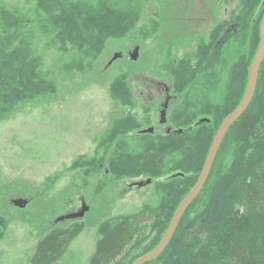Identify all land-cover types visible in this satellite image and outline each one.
Segmentation results:
<instances>
[{
  "label": "trees",
  "instance_id": "16d2710c",
  "mask_svg": "<svg viewBox=\"0 0 264 264\" xmlns=\"http://www.w3.org/2000/svg\"><path fill=\"white\" fill-rule=\"evenodd\" d=\"M145 2L31 0L34 7L25 14L0 0V122L21 105L48 101L59 92L56 79L44 71L37 37L68 58L66 71L88 74L97 69L109 43L132 37L145 42L158 33L157 17L140 25ZM263 18L264 0H241L228 22L186 39L195 42L193 52L159 66L178 96L169 120L172 132L161 134V144L152 141L145 154L131 156L130 142L153 140L154 135L139 134L150 119L125 115L115 120L102 143L106 150L114 148L108 172L116 179L131 178L138 170L151 180L158 204L100 223L89 264H134L160 244L196 185L217 130L244 98ZM128 78L112 81L110 97L121 108L136 109ZM204 116L213 120L210 126L198 125ZM198 138L200 145L187 147L188 139ZM161 155L170 160L167 180L161 179L166 174L160 171ZM4 227L0 219V238ZM81 231L79 226L51 230L38 242L31 264L58 263ZM146 264H264V60L252 101L225 136L202 191L164 252Z\"/></svg>",
  "mask_w": 264,
  "mask_h": 264
},
{
  "label": "rangeland",
  "instance_id": "374dc122",
  "mask_svg": "<svg viewBox=\"0 0 264 264\" xmlns=\"http://www.w3.org/2000/svg\"><path fill=\"white\" fill-rule=\"evenodd\" d=\"M240 1L146 0L140 25H148L150 19L157 17L158 33L145 42L132 37L119 44L109 43L97 69L88 74L66 71L64 64L68 58L36 38L35 47L44 60V71L56 79L59 92L48 101L21 105L10 118L0 122V219L5 222L0 238V264H31L38 242L48 232L73 226L81 227V234L56 264H89L100 223L158 204L152 184L139 186L150 179L138 174V170L131 178L116 179L107 172L114 148L106 150L103 139L115 120L125 115L137 121L149 118L161 130V105L157 101H161L159 91L164 92V88L154 90L149 86L155 81L171 88L172 82L159 66L166 59H180L193 52L196 44L188 40L194 35L209 34L216 22H228ZM4 2L25 14L34 7L31 0ZM136 48L139 56L132 62L129 56ZM117 53L123 57L110 65ZM123 75L129 76L133 96L138 99L136 109L121 108L110 97V84ZM177 108L178 102L173 103L167 115L168 125ZM158 133L153 140H141V145L138 141L130 142L129 154L146 153L152 141L161 144L162 135ZM188 140L189 148L201 144L200 138ZM167 156L159 157L163 160L160 171L166 173L163 180L170 177ZM15 200L28 204L19 209L13 205ZM83 204L89 208L83 218L58 221L79 213ZM142 253L144 249L137 252Z\"/></svg>",
  "mask_w": 264,
  "mask_h": 264
},
{
  "label": "water",
  "instance_id": "95a60500",
  "mask_svg": "<svg viewBox=\"0 0 264 264\" xmlns=\"http://www.w3.org/2000/svg\"><path fill=\"white\" fill-rule=\"evenodd\" d=\"M233 27H231L232 29ZM138 53L139 48H136L134 53L129 56L130 60L132 62L137 61L138 59ZM122 53H117L110 65L116 61L119 58H122ZM264 60V18L260 25V44L259 48L257 50L255 59L251 65V68L249 70V76H248V83L246 92L244 95V98L241 102V104L238 106V108L230 115L228 116L221 124L220 128L218 129V132L214 138V141L211 145L210 151L208 153L207 159L205 161L203 170L201 172V175L194 186V188L191 190V192L186 196V198L182 201L180 206L178 207L177 211L175 212L173 219L171 221V224L169 226V229L167 230L165 236L163 237L160 244L157 246V248L152 251L151 253L139 258L134 264H146L149 263L155 259H157L167 248L168 244L170 243L173 235L175 234L178 225L180 223L181 218L183 217L184 213L187 211V209L190 207V205L194 202V200L198 197L200 192L202 191L204 185L206 184V181L209 177V174L211 172L213 163L215 161V158L217 156V153L219 151V148L227 135L228 131L231 129V127L239 120V118L243 115V113L246 111L248 106L250 105L252 98L254 96L255 87L257 83L258 78V72L260 69V66ZM160 123L162 125L167 123L166 119V109L161 114V121ZM153 130H143L139 134L140 135H146L152 133ZM170 132V129H168L167 133ZM178 134H182V131H179ZM151 180H148L145 184L141 183L139 184L140 187L143 185H150ZM28 202L25 200H15L13 201V205L19 209L26 208ZM89 211V208L83 204V208L79 213L71 214L66 217L60 218L58 221H64V220H76L83 218L85 213Z\"/></svg>",
  "mask_w": 264,
  "mask_h": 264
},
{
  "label": "flooded vegetation",
  "instance_id": "af4514ba",
  "mask_svg": "<svg viewBox=\"0 0 264 264\" xmlns=\"http://www.w3.org/2000/svg\"><path fill=\"white\" fill-rule=\"evenodd\" d=\"M151 85L149 86V88H152V89H156V88H164V92L162 90L159 91V94H161V101H157L158 105H161V110H160V116H159V123H158V128L159 127H162L160 128L161 130H157L156 127L154 126L155 123H151V126H147L148 128L144 129V130H150L152 129L153 132L150 133L151 135H155L157 132L161 133V134H166V135H169L171 134V128L169 127L168 125V118H167V115H168V112L170 111V108L172 106L173 103L175 102H178V96L174 95L171 88L169 86H166L165 84H161L159 82H150ZM215 97V96H214ZM153 97H151L150 101L152 102L153 101ZM166 109V119H167V123L162 125L160 123L161 121V114L162 112ZM182 110H184V108H181ZM153 113V112H152ZM213 122V120L207 116H204V118L200 119L199 122H198V125H206V126H210L211 123ZM168 129H170V132L167 133ZM158 133V134H159ZM183 133V132H182ZM217 134V133H216ZM216 136V135H215ZM108 172V171H107Z\"/></svg>",
  "mask_w": 264,
  "mask_h": 264
}]
</instances>
